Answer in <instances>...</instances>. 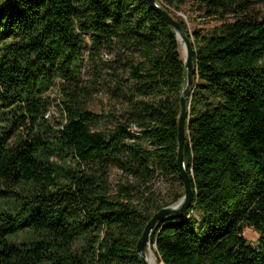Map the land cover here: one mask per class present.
Wrapping results in <instances>:
<instances>
[{
  "label": "trees",
  "instance_id": "trees-1",
  "mask_svg": "<svg viewBox=\"0 0 264 264\" xmlns=\"http://www.w3.org/2000/svg\"><path fill=\"white\" fill-rule=\"evenodd\" d=\"M157 1L219 23L190 34L171 14L194 51L193 200L150 247L163 264H264V15L250 0ZM184 84L176 32L146 0H0V264H141L145 224L183 196L160 204L152 181L178 176ZM101 91L106 114L88 107ZM102 117L113 124L94 128ZM111 165L126 177L115 190Z\"/></svg>",
  "mask_w": 264,
  "mask_h": 264
},
{
  "label": "rangeland",
  "instance_id": "rangeland-1",
  "mask_svg": "<svg viewBox=\"0 0 264 264\" xmlns=\"http://www.w3.org/2000/svg\"><path fill=\"white\" fill-rule=\"evenodd\" d=\"M253 1L251 8L252 11L250 12L252 15L255 16H263L264 15V0H250ZM171 14H173L175 17H178L182 19L191 34L193 30H201L202 32L210 30L213 26L218 24V20L216 19H208L204 17H195V13L190 14L192 16L189 17L188 10L186 11H175L173 9H170ZM179 43V51L180 56L184 60L186 57V51L182 50L180 40ZM184 53V54H183ZM91 63L88 60H85L80 71V77L83 79V81H89L92 79L91 73ZM57 86H54L53 91L51 92V97L56 99L55 102H57ZM88 107L101 114H106V112L110 108V103L108 96L103 93L102 91L98 94L93 95V97L89 101ZM50 116H53L54 118L58 117V112L55 109L54 106L51 105V108L49 110ZM113 124V120L109 117H102L97 125L94 126L96 129H105L110 127ZM55 159V157H52ZM66 162L72 161L70 159V156L64 158ZM73 164V163H72ZM109 182L110 187L112 190H115L121 182L125 180L124 173L119 170L117 167L111 165L109 167ZM152 191L153 196L157 202L160 204H165L166 202H169L174 197L175 193L182 192L183 193V187L180 178H178L177 175L174 173H165V174H159L154 178L152 181ZM178 201H175L171 203L170 205H175ZM243 236L247 239V241L252 245L256 246L258 241V233L250 226H245L242 232ZM150 254L153 256L154 264H162V262H159L154 255V252L152 251L150 244L148 245V248L146 249V257L149 262V256ZM150 264V262H149Z\"/></svg>",
  "mask_w": 264,
  "mask_h": 264
},
{
  "label": "water",
  "instance_id": "water-1",
  "mask_svg": "<svg viewBox=\"0 0 264 264\" xmlns=\"http://www.w3.org/2000/svg\"><path fill=\"white\" fill-rule=\"evenodd\" d=\"M147 3L154 8L163 20L171 26L175 32L177 40H182L185 45L186 57L183 60L185 67V84L179 95V114L177 120V152H176V165L178 169V176L181 180L183 187V196L178 200L175 205L163 206L155 211L150 219L145 224L140 237L136 242V252L139 256L141 264H149L146 257V249L150 244V234L155 227L156 223L172 216L181 215L190 205L193 200V190L191 188L190 178L185 169L183 149L185 144V128L188 111L189 92L192 85V72H193V47L191 40L187 37L184 29L180 23L165 9L157 0H146ZM163 264V263H162Z\"/></svg>",
  "mask_w": 264,
  "mask_h": 264
},
{
  "label": "bare ground",
  "instance_id": "bare-ground-1",
  "mask_svg": "<svg viewBox=\"0 0 264 264\" xmlns=\"http://www.w3.org/2000/svg\"><path fill=\"white\" fill-rule=\"evenodd\" d=\"M180 44H181V47H182V50H183V52H184V50H185V45H184V42L182 41V40H180ZM184 54V53H183ZM149 262H150V264H154L155 262H154V259H153V256L150 254V256H149Z\"/></svg>",
  "mask_w": 264,
  "mask_h": 264
}]
</instances>
